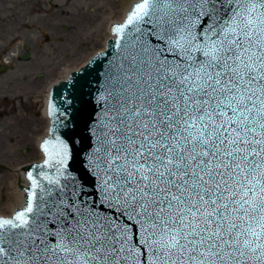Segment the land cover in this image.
<instances>
[{
  "label": "snow or ice",
  "instance_id": "1",
  "mask_svg": "<svg viewBox=\"0 0 264 264\" xmlns=\"http://www.w3.org/2000/svg\"><path fill=\"white\" fill-rule=\"evenodd\" d=\"M112 31L49 105L0 264H264V0H137Z\"/></svg>",
  "mask_w": 264,
  "mask_h": 264
},
{
  "label": "flooded vegetation",
  "instance_id": "2",
  "mask_svg": "<svg viewBox=\"0 0 264 264\" xmlns=\"http://www.w3.org/2000/svg\"><path fill=\"white\" fill-rule=\"evenodd\" d=\"M29 1L34 7L27 8V14L36 17L35 23L29 17L28 20H18L16 25L18 29H32V37L24 40L18 36L0 47L2 211H6L5 203L10 195L7 179L18 182L20 175L16 166L20 162L29 161L19 165L26 172V177L29 168L38 162L39 152H42L40 144L49 135L51 121L48 127L44 126L46 118L43 113L48 90L50 96L53 89L64 80L60 75L65 64L81 62L86 58V52L96 49L85 62L89 61L101 52L98 48L104 39L108 43L116 36L112 29L115 24L122 22L111 24L112 35L108 38L106 28L111 23V17L115 19L120 9L125 8L131 0ZM136 2L137 0L132 2L129 11ZM17 15L21 19L26 16L24 12ZM4 29L6 31V28ZM19 41L21 46L14 47ZM76 70L72 69L68 78ZM46 117L50 118L49 113Z\"/></svg>",
  "mask_w": 264,
  "mask_h": 264
},
{
  "label": "water",
  "instance_id": "3",
  "mask_svg": "<svg viewBox=\"0 0 264 264\" xmlns=\"http://www.w3.org/2000/svg\"><path fill=\"white\" fill-rule=\"evenodd\" d=\"M133 1H135V0H131L129 2V4L127 5V8L132 4ZM117 39L116 40H110L108 47L102 52V53L107 52L108 53V56L107 57H104L102 55V53H100V54H97L96 56H94L92 60H90V61L94 62L93 65H92L93 70H95V69H101V66L102 65L106 64L109 60H113L115 58V55H116L118 49L115 47V43L114 42L117 41ZM89 62L86 63L85 66H87L89 64ZM85 66H83V68ZM72 75L73 76L71 77V79L74 81L77 78V76L79 75V72L76 71V72L72 73ZM67 81H69V79L66 80V81H63V83H61L60 85H58L57 87H55L53 89V92H52V95H51V97H52L51 102H55L56 106L60 109L61 113L68 111V108H69V105H67V104L64 103V100H65L66 95H67L65 93L64 84ZM96 88H97V86L94 83L93 88L91 90L92 91V96L88 97L89 111H91L93 108L98 109L100 107L98 104H95L94 103ZM74 103L76 104V107L72 108V112L75 114L76 111H77V108L79 107V101L78 100H74ZM58 115H60V114L58 113ZM60 119L63 120L64 123L69 126V127L66 128V127H63V126H61L59 124L57 125V127L60 130V134L61 135H64L66 132H68L69 131V128H71L72 126H76L74 130L77 133H79L81 135V137L83 138L82 145H77L76 147H82L83 144L89 143L91 137H90V134H89L88 130L83 126V123L82 122H78L77 119L65 120V117L63 115H60ZM79 159H83V156L81 155L79 157ZM38 161H40V160H38ZM42 161L36 162L34 165L40 164V163H42ZM78 167H79L78 164H72L70 162V170L71 171H73V172L77 171ZM31 170H32V166L29 168V171H31ZM16 171L19 174H21L20 175V179L18 180L19 187L21 189V192L22 193H26V195H24V196H22V197H20V198H18V199L15 200V203H17V205L19 204V206H20V208H17V210H16V211H18L22 207H24L25 204L27 203V202L25 203V201H26V198L28 199L27 194H28L29 189H30V188L29 189H27V188L31 185V183L25 177L26 172L24 171V169H21L19 166H16ZM44 171H51V170L46 168V169H44ZM27 190H28V192H27ZM0 216H3V217H7L8 216L7 218H10L11 217L8 214L7 215H0Z\"/></svg>",
  "mask_w": 264,
  "mask_h": 264
},
{
  "label": "rangeland",
  "instance_id": "4",
  "mask_svg": "<svg viewBox=\"0 0 264 264\" xmlns=\"http://www.w3.org/2000/svg\"><path fill=\"white\" fill-rule=\"evenodd\" d=\"M0 3V47L8 44V41L18 36L24 40L29 39V37L31 38L32 36L30 35V31H32V29H18V26L16 24L18 23V20H28L29 17H31L33 19V22L35 23L36 17L27 14V8L33 9L32 7H34V4L29 0H0ZM23 12L26 14V16L21 19L17 14ZM4 28H6L7 33ZM19 46H21L20 41L14 47L19 48ZM10 182L11 180H9L8 178L6 183L8 184L9 190L13 189V186ZM15 183V186L19 185L17 181Z\"/></svg>",
  "mask_w": 264,
  "mask_h": 264
},
{
  "label": "bare ground",
  "instance_id": "5",
  "mask_svg": "<svg viewBox=\"0 0 264 264\" xmlns=\"http://www.w3.org/2000/svg\"><path fill=\"white\" fill-rule=\"evenodd\" d=\"M129 9V7L127 8V6L125 7V8H121L120 10V13H119V15L115 18V19H113L112 17H111V23H110V25L106 28V38H108V37H110L111 35H112V33L110 32V27H111V24L112 23H114V22H122V20H124L125 18H126V16H127V14H128V10ZM107 46V42H105V39L102 41V45L98 48V50H101V51H103V49L105 48ZM96 50V49H95ZM95 50H93V51H95ZM93 51L92 52H86L87 54H85V55H87L86 56V58H84V59H82V61L81 62H74V63H72V64H65L63 67L64 68H62V72H61V78H68V74H69V72L72 70V69H80L81 67H83V65H84V63H85V61L89 58V57H91L92 56V54H94L93 53ZM57 60H59V59H57ZM49 90H48V92H47V95H45V99H44V109H43V113H44V115H45V124H44V126H46V127H48L49 126V122L51 121V118H48V117H46L47 116V113H49V108H48V105H49V102H50V96H49ZM41 136H43V135H41ZM39 139V138H38ZM39 142H38V140H37V144H38ZM39 158H38V160H41L42 158H43V154L41 153V151L39 152ZM29 161H24V162H20V163H18V165L17 166H19V165H21V164H25V163H28ZM19 175H21V174H19ZM11 185L13 186L12 188L13 189H11V190H13V191H11L10 193V195H9V197H8V200L6 201V203H5V208H6V211H2L1 209H0V215H9V216H14V214H15V212H16V210H17V208H20V206H19V204L17 205V203H15V200L16 199H18V198H20V197H22V196H24V195H26V193H22L21 192V189H20V187H18L19 185H17V186H15V180H12L11 182Z\"/></svg>",
  "mask_w": 264,
  "mask_h": 264
}]
</instances>
